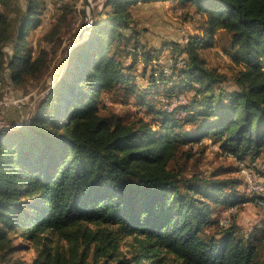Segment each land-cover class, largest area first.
Wrapping results in <instances>:
<instances>
[{
  "label": "trees",
  "instance_id": "16d2710c",
  "mask_svg": "<svg viewBox=\"0 0 264 264\" xmlns=\"http://www.w3.org/2000/svg\"><path fill=\"white\" fill-rule=\"evenodd\" d=\"M15 1L0 0V83L19 87L47 71L52 51L35 53L29 39L46 0H25L13 19ZM153 1L169 0H105L30 121L0 128V264H25L14 254L30 244V264H264L257 230L243 232L234 215L220 223L224 207L264 195L248 193L243 175H188L179 160L211 141L238 171L264 173V0H170L193 7L202 34L161 47L133 15ZM223 34L231 78L201 52ZM166 47L175 53L160 63ZM119 91L144 114L104 112L103 95Z\"/></svg>",
  "mask_w": 264,
  "mask_h": 264
},
{
  "label": "rangeland",
  "instance_id": "374dc122",
  "mask_svg": "<svg viewBox=\"0 0 264 264\" xmlns=\"http://www.w3.org/2000/svg\"><path fill=\"white\" fill-rule=\"evenodd\" d=\"M104 2L105 0H46V5L41 15L42 21L37 27L30 30L29 39L35 53H38L41 48L51 49L52 58L50 66L42 76L30 77L27 83L22 86L17 87L6 81L2 83V97L4 94H7L13 97L19 95L27 96V98L22 107H17V110L13 107L4 108L0 106L1 129H14L18 125L27 124L30 121L35 106L64 73L72 48L82 39L80 33L87 20L90 21L91 17L94 19L95 14L102 9ZM25 4V0H16L14 2L17 9L11 12L13 19L18 17L20 12L24 10ZM133 15L137 29L141 30L140 37L149 45L161 47L163 41L167 42L169 40L187 42L190 35L202 34L199 28L200 17L194 13L193 7L186 9L174 1L168 4L161 1L139 2L133 8ZM60 24H62V27L59 29L58 35L54 36L53 40L49 42L45 38V35L60 27ZM41 25L44 26L41 27ZM221 43L220 46L214 45L203 48L201 52L210 67L216 68L227 75L228 78H231L235 66L230 56L224 52L223 44L227 46L228 43L226 34L222 35ZM6 50H12L11 44L6 46ZM173 53L175 51L171 47L164 48L160 57V63H167L168 58ZM179 61L183 62L181 58H178V63H180ZM137 67V72L140 73L143 62L140 61ZM137 78L141 79V82L144 79L141 75L137 76ZM228 83L230 85L233 84L232 81H228ZM121 95V91L104 94L103 106L105 107H102V110L104 112L114 111L126 118H132L137 114H144L137 96L132 95L126 101H123L124 98ZM173 98L175 99L171 100V106L175 105L183 97ZM166 99L168 98L163 97L162 101H166ZM208 140L205 139L204 141ZM193 145L194 154L190 157L182 154V157L179 158L180 164H184L186 167L185 173L189 175L197 171H203L204 173L219 171L222 176L233 174L238 177L244 174L243 176H245L244 179L246 178L245 182L248 187V172H252L256 176V183H250L249 190L256 196L263 193L264 178L262 176H264V173L259 171L256 173L253 168L250 169L247 166L246 172L244 169L245 165L243 164H241L242 166L238 171L236 161L223 155L217 146L211 144V141L208 142L207 146H202L203 143L200 142H196ZM187 147L186 145L183 149ZM256 201L262 202L258 199ZM229 208V206L224 207L222 209L223 213ZM232 215L236 218L243 232L250 233L257 230L259 235L264 237V225H260L264 222V208L262 206L255 204L253 201H248L237 205ZM24 240V238H19V241ZM30 245L31 247L27 249H19L14 254V257H20L24 260L25 264H30L36 255V248L32 244ZM260 248L263 257L264 242L260 245Z\"/></svg>",
  "mask_w": 264,
  "mask_h": 264
},
{
  "label": "built area",
  "instance_id": "2783aa9c",
  "mask_svg": "<svg viewBox=\"0 0 264 264\" xmlns=\"http://www.w3.org/2000/svg\"><path fill=\"white\" fill-rule=\"evenodd\" d=\"M46 23V20H45ZM44 23V24H45ZM44 25H41L43 27ZM173 61V59H170V62ZM182 64V63H179ZM27 96H9L7 94H4L3 98L0 101V106L2 107H22V104L25 103ZM175 98H172L173 100ZM243 164V163H242ZM250 183H256V176L253 175V173L248 172V188L250 187ZM259 204L264 205V202L257 201ZM237 206H230L228 210L223 213L220 217V223L222 225H228L231 222L233 211H235Z\"/></svg>",
  "mask_w": 264,
  "mask_h": 264
},
{
  "label": "water",
  "instance_id": "95a60500",
  "mask_svg": "<svg viewBox=\"0 0 264 264\" xmlns=\"http://www.w3.org/2000/svg\"><path fill=\"white\" fill-rule=\"evenodd\" d=\"M93 24H94V19H92V17H91V20L90 21L87 20L85 26L83 27V29L80 33V36L82 39L80 41H78L77 44L82 43L83 41H85L89 37V34L93 28Z\"/></svg>",
  "mask_w": 264,
  "mask_h": 264
},
{
  "label": "crops",
  "instance_id": "0c3cea01",
  "mask_svg": "<svg viewBox=\"0 0 264 264\" xmlns=\"http://www.w3.org/2000/svg\"><path fill=\"white\" fill-rule=\"evenodd\" d=\"M161 2H165L166 4H168V3H170L171 1L169 0V1H161ZM260 168L261 169H264V164H261V166H260ZM264 175V174H263ZM263 178H264V176H262ZM243 186H244V188H245V190L248 192V193H250L251 195H253V193L249 190V188L247 187V185H245V184H243ZM262 195H264V190H263V193H262ZM259 206H262V205H259ZM263 208H264V206H262ZM263 222V221H262ZM260 225H264V222L262 223V224H260Z\"/></svg>",
  "mask_w": 264,
  "mask_h": 264
},
{
  "label": "bare ground",
  "instance_id": "6f19581e",
  "mask_svg": "<svg viewBox=\"0 0 264 264\" xmlns=\"http://www.w3.org/2000/svg\"><path fill=\"white\" fill-rule=\"evenodd\" d=\"M47 10V9H46ZM47 14V13H46ZM188 39V38H187ZM180 62V61H179ZM181 63V62H180ZM3 83V82H2ZM2 83H0V85H2ZM3 97H1V99H2ZM1 99H0V101H1ZM176 104V103H175ZM229 152V151H228ZM245 164V163H244ZM243 164V165H244ZM242 166V165H241ZM245 171H246V169H248L246 166H245ZM244 169H243V171H244ZM247 172V171H246ZM256 172V171H255ZM252 173V172H251ZM244 175V174H243ZM247 175V174H246ZM255 175V174H254ZM245 177V176H244ZM258 177V176H257ZM246 179V178H245ZM258 182V181H257ZM262 182V181H261ZM263 187V186H262ZM252 189V188H251ZM254 191H255V189H254ZM259 200V199H258Z\"/></svg>",
  "mask_w": 264,
  "mask_h": 264
}]
</instances>
